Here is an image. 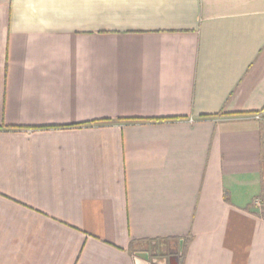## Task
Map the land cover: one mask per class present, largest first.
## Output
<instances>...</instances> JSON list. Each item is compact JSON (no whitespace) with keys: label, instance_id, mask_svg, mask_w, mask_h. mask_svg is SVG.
Here are the masks:
<instances>
[{"label":"crops","instance_id":"0c3cea01","mask_svg":"<svg viewBox=\"0 0 264 264\" xmlns=\"http://www.w3.org/2000/svg\"><path fill=\"white\" fill-rule=\"evenodd\" d=\"M256 198L264 0H0V264H264Z\"/></svg>","mask_w":264,"mask_h":264},{"label":"built area","instance_id":"2783aa9c","mask_svg":"<svg viewBox=\"0 0 264 264\" xmlns=\"http://www.w3.org/2000/svg\"><path fill=\"white\" fill-rule=\"evenodd\" d=\"M261 115H258L257 118H261ZM255 208H257L262 214H264V201L260 198H256L253 202ZM152 264H166V261H158L156 259L152 260Z\"/></svg>","mask_w":264,"mask_h":264},{"label":"flooded vegetation","instance_id":"af4514ba","mask_svg":"<svg viewBox=\"0 0 264 264\" xmlns=\"http://www.w3.org/2000/svg\"><path fill=\"white\" fill-rule=\"evenodd\" d=\"M166 264H168L167 262H166ZM170 264V263H169ZM173 264H175L174 262H173Z\"/></svg>","mask_w":264,"mask_h":264}]
</instances>
